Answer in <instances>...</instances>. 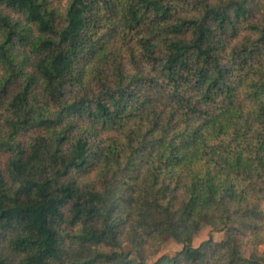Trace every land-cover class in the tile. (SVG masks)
Masks as SVG:
<instances>
[{
    "label": "trees",
    "instance_id": "1",
    "mask_svg": "<svg viewBox=\"0 0 264 264\" xmlns=\"http://www.w3.org/2000/svg\"><path fill=\"white\" fill-rule=\"evenodd\" d=\"M0 124V264H264V0H0Z\"/></svg>",
    "mask_w": 264,
    "mask_h": 264
},
{
    "label": "rangeland",
    "instance_id": "2",
    "mask_svg": "<svg viewBox=\"0 0 264 264\" xmlns=\"http://www.w3.org/2000/svg\"><path fill=\"white\" fill-rule=\"evenodd\" d=\"M6 112V109L3 110ZM3 123V122H2ZM1 125V124H0ZM6 127L4 125L0 126V170H5L7 164V152L1 148L2 141H7L8 137H6L5 132ZM31 132L22 133L18 136V141L25 142V140L30 136ZM93 141V139H92ZM264 207V201L262 203ZM225 231L213 229L211 226L206 225L202 227L198 232H196L192 237V245L195 247L200 246L204 241L209 238H213L216 241H220L224 237ZM9 234H6L5 237L0 238V256L6 257L10 261H17L19 255L15 253L8 245ZM78 244L76 242H68L67 243V251L68 253H72L75 249L78 248ZM183 247V244L178 242L174 238H169L166 240L159 251L151 254L147 258L148 263H153L164 256H174L178 251H180ZM117 250H122L125 253H129V257L132 259H137V250L132 247L129 242L124 241L122 244V248L117 247ZM260 250L264 251V245L260 246Z\"/></svg>",
    "mask_w": 264,
    "mask_h": 264
}]
</instances>
